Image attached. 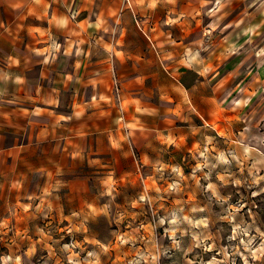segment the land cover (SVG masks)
Masks as SVG:
<instances>
[{"label": "rangeland", "instance_id": "obj_1", "mask_svg": "<svg viewBox=\"0 0 264 264\" xmlns=\"http://www.w3.org/2000/svg\"><path fill=\"white\" fill-rule=\"evenodd\" d=\"M213 1L130 11L103 63L54 59L58 154L12 153L37 70L0 79V264H264V0Z\"/></svg>", "mask_w": 264, "mask_h": 264}, {"label": "crops", "instance_id": "obj_2", "mask_svg": "<svg viewBox=\"0 0 264 264\" xmlns=\"http://www.w3.org/2000/svg\"><path fill=\"white\" fill-rule=\"evenodd\" d=\"M0 0V79L6 81L5 87L12 80L14 75H22L28 73V71L37 70V89L38 92L30 94V105H17L13 110L14 116H19L21 122L24 125L18 127L24 133L29 134L32 132L31 137H27L26 143H23L21 148L18 147L12 151L27 152L31 154L32 149L36 148V153H42L44 155H54L59 152L57 138L55 132H53V126L58 125L53 116L58 115V110L54 104L53 97L47 91L54 90L58 86V80L54 77L52 84H44V76H48L53 73L55 75L67 74V68H60L55 66L53 60L63 56L64 58L74 60L78 55L77 45L80 43L88 44L86 56L90 55V58L98 57L100 55L103 63L104 58L107 59L108 55L117 57L118 53H123L122 47H115L111 51L105 47L109 43V37L106 34L111 32L116 24V39L117 44L124 42L123 36L126 33V29L122 26L121 22L129 16L130 11L137 10L142 11L145 9H153L161 7L166 10L169 20H174L175 16L179 14H189L190 10L198 11L195 4L197 0ZM201 0H198V3ZM212 3V0H210ZM221 2L216 4V0L213 1V5L209 6V10L212 13L218 9ZM216 5V6H215ZM94 7L97 12L94 16ZM125 7V12L119 15L116 19L117 13ZM193 7V8H191ZM63 13H60L62 12ZM67 12V15L66 13ZM69 15V13H71ZM83 13V17L77 18V16ZM92 17H95L92 19ZM66 20L72 31L67 35L49 34L47 31L44 34V30L51 27H57V20ZM94 20V22L92 21ZM184 21V20H183ZM93 25V26H92ZM165 25H169V22H165ZM80 26L82 30L81 34H78L77 28ZM87 27L92 28L87 33ZM96 27V29H94ZM94 31V34H92ZM40 43V44H39ZM99 44V51H94L92 44ZM59 46V47H58ZM84 50V49H83ZM84 53V52H83ZM100 53V54H99ZM127 56V53H125ZM27 60L34 61V65L27 64ZM49 60V65L45 64V60ZM104 59V60H103ZM40 60V61H38ZM75 62H73V67ZM97 65V64H95ZM100 64L99 66H102ZM91 75L88 76L89 84L95 85L97 83V73L100 67L92 66ZM75 74H80L77 70ZM104 74V68L103 72ZM8 76H11L8 79ZM49 79V76L46 77ZM23 84V80H21ZM26 87V86H25ZM61 87V86H60ZM24 88V86H22ZM52 93V92H51ZM92 103H89L91 105ZM82 105H77V110L74 109L70 112L71 115L78 112V108ZM65 120L62 126H66ZM31 123V124H27ZM42 124L45 127L41 126ZM51 126V132H48V127ZM61 127V125H59ZM31 127V128H30ZM66 130V127H62ZM16 131V130H15ZM36 134V137H35ZM52 138V143L47 148L43 145V142ZM41 142V143H40ZM41 149V150H39Z\"/></svg>", "mask_w": 264, "mask_h": 264}]
</instances>
